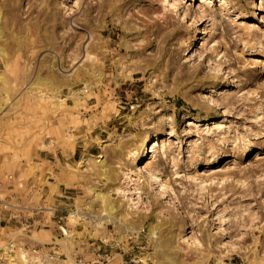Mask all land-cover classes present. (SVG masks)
Listing matches in <instances>:
<instances>
[{"label":"rangeland","instance_id":"1","mask_svg":"<svg viewBox=\"0 0 264 264\" xmlns=\"http://www.w3.org/2000/svg\"><path fill=\"white\" fill-rule=\"evenodd\" d=\"M0 49V264H264V0H0Z\"/></svg>","mask_w":264,"mask_h":264},{"label":"bare ground","instance_id":"2","mask_svg":"<svg viewBox=\"0 0 264 264\" xmlns=\"http://www.w3.org/2000/svg\"><path fill=\"white\" fill-rule=\"evenodd\" d=\"M22 1H23V0H22ZM26 1H27V0H26ZM29 1H30V0H29ZM84 1H85V0H84ZM201 1H204V0H201ZM78 3H79V2H78ZM27 4L29 5V8H28V11H29V9L31 8V5H30L31 3H28V2H27ZM44 5H45V4H44ZM20 6H21V5H20ZM43 7H44V6H43ZM80 7H81V6H80ZM81 9H82V8H81ZM137 9H138V7H137ZM28 11H27V12H28ZM132 11H133V10H132ZM157 11H158V10H157ZM160 11H161V10H160ZM187 11H188V10H187ZM81 12H82V14H83L84 16H88V11H87L86 9L81 10ZM158 12H159V11H158ZM205 12H206V13H207V12L212 13V9H211V8H206V9L204 10V13H205ZM19 13H20V12H19ZM23 13H24V12H23ZM128 13H129V12H128ZM147 13H148V12H147ZM152 13H153V12H152ZM161 13H162V12L159 13V17H160V15H162ZM40 14H41V13H40ZM23 15H24V14H23ZM26 15H27V14H26ZM156 15H157V14H156ZM28 17H29V16H28ZM155 17H158V16H155ZM162 18H163V17H162ZM67 19H68V18H67ZM71 19H72V18H71ZM71 19H70V20H71ZM160 19H161V18H160ZM21 20H23V19H21ZM70 20L68 19V21L72 24V21H70ZM150 20H151V19H150ZM163 20H164V19H163ZM161 21H162V20H161ZM18 23H19V22H18ZM18 23H17V24H18ZM85 24H86V23H85ZM71 26H72V25H71ZM89 26H90V25H89ZM157 26H158V25H157ZM10 27H11V26H10ZM77 28H78V27H77ZM159 28H160V26H159ZM84 29H85V28H84ZM86 30H87V29H86ZM90 31H92V30H90ZM87 33H88V32H87ZM144 36H145V35H144ZM4 51H5V50H4ZM5 52H6V51H5ZM1 54H3V52H2V50L0 49V55H1ZM6 61H7V60H6ZM89 70H90V69H89ZM99 88H100V87H99ZM100 90H101V89H100ZM155 144H157V142L154 143L153 146H154ZM144 150H145V152H146V151L148 152V150H146V149H144ZM140 159H141V158H140ZM140 159H139V160H140ZM106 200H107V199H106ZM103 202H104V201H103ZM108 207L110 208V206H108ZM112 221H113V220H112Z\"/></svg>","mask_w":264,"mask_h":264}]
</instances>
